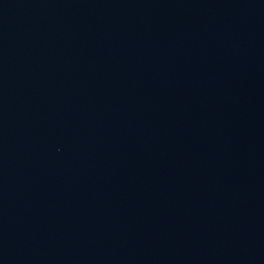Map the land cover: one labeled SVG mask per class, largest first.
<instances>
[{"label":"water","instance_id":"obj_1","mask_svg":"<svg viewBox=\"0 0 264 264\" xmlns=\"http://www.w3.org/2000/svg\"><path fill=\"white\" fill-rule=\"evenodd\" d=\"M0 264H264V0H0Z\"/></svg>","mask_w":264,"mask_h":264}]
</instances>
